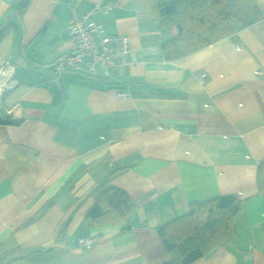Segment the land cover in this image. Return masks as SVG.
I'll list each match as a JSON object with an SVG mask.
<instances>
[{
	"label": "crops",
	"instance_id": "crops-1",
	"mask_svg": "<svg viewBox=\"0 0 264 264\" xmlns=\"http://www.w3.org/2000/svg\"><path fill=\"white\" fill-rule=\"evenodd\" d=\"M173 1L0 0V67L14 64L17 81L0 101L2 264H168L159 231L222 196L244 201L237 246L194 264H264V0L258 23L168 58L178 30L160 24V5ZM97 3L116 5L94 21L126 54L109 75L57 74L72 13ZM112 190L133 212L91 225ZM85 238L96 242L80 248Z\"/></svg>",
	"mask_w": 264,
	"mask_h": 264
},
{
	"label": "trees",
	"instance_id": "trees-1",
	"mask_svg": "<svg viewBox=\"0 0 264 264\" xmlns=\"http://www.w3.org/2000/svg\"><path fill=\"white\" fill-rule=\"evenodd\" d=\"M261 14L257 0H175L160 5V24L174 26L177 37L163 46L168 58H182L231 37L258 23ZM9 28L0 29V36ZM114 174V173H113ZM112 174V175H113ZM258 191L264 197V161L258 168ZM134 206L119 190L106 193L89 211L91 225H100L115 215L119 222ZM244 213V201L222 196L193 203L179 224L159 232L172 260L168 264H194L211 251L237 246V224ZM0 257V264H2Z\"/></svg>",
	"mask_w": 264,
	"mask_h": 264
},
{
	"label": "built area",
	"instance_id": "built-area-1",
	"mask_svg": "<svg viewBox=\"0 0 264 264\" xmlns=\"http://www.w3.org/2000/svg\"><path fill=\"white\" fill-rule=\"evenodd\" d=\"M116 8L114 3L94 4L82 18L72 13L69 35L74 42L72 51L59 57L50 67L60 74L66 70L87 71L95 74L97 69L103 70L105 75L119 65V57L126 54L122 39L119 36L104 34V27L94 19L100 15H108ZM16 66L6 62L0 67V101L4 94L11 91L16 85L15 80ZM199 82L204 84L207 81L205 74H199ZM127 93L118 94V98H126ZM65 244L64 237L60 238ZM96 239L85 238L78 241L80 248H90ZM68 246V245H66ZM67 248L71 249L70 246ZM252 252L247 255V259H252Z\"/></svg>",
	"mask_w": 264,
	"mask_h": 264
}]
</instances>
